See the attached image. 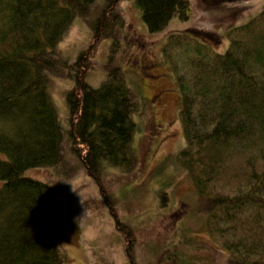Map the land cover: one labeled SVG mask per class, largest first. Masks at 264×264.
<instances>
[{
	"label": "trees",
	"instance_id": "trees-1",
	"mask_svg": "<svg viewBox=\"0 0 264 264\" xmlns=\"http://www.w3.org/2000/svg\"><path fill=\"white\" fill-rule=\"evenodd\" d=\"M96 1L0 0V264H70L49 209L52 187L25 174L29 167L74 171L68 153L96 183L127 263L138 264L136 231L123 220L105 170L138 166L133 113L145 102L116 62L125 38L123 0H105L95 14ZM137 3L152 33L175 16L187 20L191 7L190 0ZM77 16L91 35L71 60L58 43ZM227 36L219 52L221 38L212 31L170 33L185 144L167 160L189 176L196 208L229 264H264V7ZM106 38L112 40L106 74L94 87L87 74ZM53 76L73 80L65 91L66 127L51 95ZM157 192L165 205L167 192ZM166 254L170 264H181L177 253Z\"/></svg>",
	"mask_w": 264,
	"mask_h": 264
},
{
	"label": "rangeland",
	"instance_id": "rangeland-1",
	"mask_svg": "<svg viewBox=\"0 0 264 264\" xmlns=\"http://www.w3.org/2000/svg\"><path fill=\"white\" fill-rule=\"evenodd\" d=\"M190 2L187 20L175 16L164 30L154 33L147 28L137 0L121 2L126 28L116 62L145 105L141 113H133L137 128L132 145L139 156L138 166L131 172L107 166L105 180L123 220L136 231L138 264H170L166 258L168 251L177 253L181 264H229L227 250L209 235L205 214L196 208L198 198L189 176L173 168L167 160L185 144L179 119L181 93L174 72V53L169 51V37L171 32L180 30L212 31L221 38L214 48L224 52L229 45L228 30L256 15L264 7V0ZM104 4L105 0H97L93 12L98 13ZM90 35L88 21L77 16L58 46L74 60L88 44ZM111 42V38H106L100 43L95 64L87 74L88 82L94 87L105 77ZM52 78L51 95L66 127L65 91L73 80ZM67 160L72 161L74 168L76 165L74 171L29 167L25 174L51 185L53 201L49 209L56 238L70 264H128L122 235L96 183L78 166L76 157L68 153ZM158 189L168 194L165 205L159 204Z\"/></svg>",
	"mask_w": 264,
	"mask_h": 264
}]
</instances>
